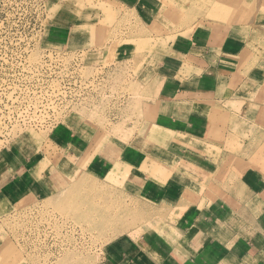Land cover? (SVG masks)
Listing matches in <instances>:
<instances>
[{"label":"crops","instance_id":"1","mask_svg":"<svg viewBox=\"0 0 264 264\" xmlns=\"http://www.w3.org/2000/svg\"><path fill=\"white\" fill-rule=\"evenodd\" d=\"M194 1L167 0L171 19L164 12L159 19L163 0H111V3L121 11L133 12L142 23L153 25L179 19L191 21L193 14L186 11L194 7ZM211 1L220 4L219 15L226 17L231 0ZM236 2V21L232 25L199 23L166 47L159 57L161 63L145 83L155 92V97L153 103H143L142 111L150 112L148 115L154 123L144 127L135 143L120 147L118 142H103L104 138L94 127L74 117L79 119L77 125L61 127L51 137L49 152L25 154L27 160L16 157L6 165L1 160L0 195L12 190L17 192L26 176H39L17 174L20 164L30 168L33 164L55 161L56 167L62 170L68 165L79 167L81 162L92 159L90 169L98 166L104 178L125 172L126 177L140 182L139 194L143 198L152 191L143 185H151V179L158 180L156 190L161 194L157 193V197L169 199L174 209V222L166 233L156 231L135 242L110 244L101 264H264V54L258 55L255 51L259 42L264 45V0ZM79 4L77 0H49L50 9L55 7L56 11L46 35L70 49L101 48L104 29H98L93 20L95 15L79 11ZM121 46L123 51L129 45ZM150 68L147 67V71ZM228 103L241 109L242 114L237 118L243 129L238 133L250 132L234 157L229 156L224 147L229 135L227 113H233ZM240 103L242 106L237 105ZM149 127H160L172 133V137L181 135L182 139L179 145L174 141L170 150L166 141L159 143L158 139L156 149L151 152L157 150L156 154L163 157L143 158L139 155L143 149L137 145L143 143L144 132ZM61 134L66 135L65 139ZM205 138L212 139L211 143L220 142L213 145L205 142L215 151V156L202 157L198 162L190 159L197 155L189 148L201 149L199 143ZM206 160L209 163L205 165L210 167L205 166L201 181L206 180L217 191L208 187L209 191L199 195L184 188L188 185L185 176L195 180L193 174L185 172H192ZM135 161L140 162V169L147 165L146 171L143 170L146 174L133 171L132 166L126 164ZM170 164H173V172L167 177L164 171ZM179 164L181 168L175 167ZM40 175L39 186L32 183V179H28L26 185L29 197L36 202L57 196L58 187L68 177L56 172ZM59 176L63 178L56 183ZM142 188H146L147 193Z\"/></svg>","mask_w":264,"mask_h":264},{"label":"rangeland","instance_id":"2","mask_svg":"<svg viewBox=\"0 0 264 264\" xmlns=\"http://www.w3.org/2000/svg\"><path fill=\"white\" fill-rule=\"evenodd\" d=\"M77 1L80 2L77 5L79 11L86 10L95 15L93 20L97 22L98 29H104L101 48L86 46L84 49L79 47L70 49V46L60 43V40L48 38L46 32L51 26V16L56 11L55 7L52 10L48 9L49 0H0V43L4 51L1 80L4 67H7L8 71H20L18 69V53L22 52V48L27 45L30 47L33 44V39L39 41L40 52L45 58L46 64L40 67L41 74L38 76L40 82L36 88L33 86L35 97L32 96L29 106L22 108L23 105L18 104L17 99L12 105L11 109L13 110L10 111V115L0 118V160L4 158L2 161L5 165L9 163L8 160L16 157L27 160L26 155L35 151L38 154L49 152L51 150L50 140L61 129L57 128L59 126L57 122L71 119L77 123L79 119L74 117L82 118L86 124L94 127L96 133L104 138L103 142H118L122 145L120 147L135 143L134 141L140 138V132L144 127L148 123H154V120L149 116L150 112L148 115L142 111L143 103H153L155 97V92L150 91L145 83L152 78L154 69L161 63L160 58L165 53L166 47H169L170 42L187 34L199 23L218 22L230 26L236 21V0H231L228 3V14L226 17L222 16L224 18L219 15L221 6L218 2L195 0L194 10L192 8L190 11L189 9L186 11L193 14L191 21L182 22L177 15L179 21H167L160 24L157 22L153 25L142 23L133 12L121 11L111 3V0ZM163 3L159 19L162 18V12L171 19L168 14L171 7L167 0H163ZM180 9L183 7L181 6ZM183 12L180 11V13ZM210 12H216L218 15L211 16ZM223 12L225 11L223 10ZM121 44L129 46L122 51ZM255 51L258 55H263L264 45L259 42ZM49 53L54 55L52 61L48 57ZM77 57L80 66L73 71L75 61L78 62ZM9 62L12 63L11 67H9ZM63 65H67L74 75L60 74V71H64ZM147 67H152L153 71L151 68L147 71ZM52 80H57V84ZM50 82L53 83L54 89L57 87L59 90L63 87L66 89V92L61 96L52 95L51 101L44 100L50 90ZM91 89H93L92 92H90ZM16 95L14 92L12 96ZM5 97V93L0 94V102L5 103L7 100ZM9 102L10 100L7 102L8 106H11ZM227 105L229 109L232 108L233 113H227L229 135L224 147L225 151L230 153L229 156L234 157L245 139L250 137V132L243 135L238 133L243 129L237 118L242 114L241 109L233 103ZM237 105L242 106L241 103ZM24 111L30 113L23 114ZM42 115L45 116L44 119H40ZM39 120H45V123L41 125L37 122ZM13 125H16L15 129ZM62 125L69 124L64 122ZM55 126L59 130L55 129L50 132L51 128L53 129ZM49 127L50 130H48ZM144 133H146V138L142 144L137 145L143 149L139 154L143 158L148 156L161 159L163 157L161 154H156L157 150L151 152L152 149H156L158 139L159 143H162L160 140L166 141L168 150L175 143L179 145V139H182L181 135L172 137V133H168L160 127L158 129L149 127ZM61 135L65 139L66 135ZM68 137L69 135H67L66 141ZM205 139L199 143L201 149L189 148L190 152L198 156L192 155L193 157L190 159H196L194 161L198 162L202 157L209 159L215 156V151L206 143L213 145L220 142L211 143L209 141L212 139ZM14 143L16 144L13 148H8ZM15 146L17 148H14ZM146 153L147 155H145ZM54 162L36 163L37 166L33 164L30 168L29 165L26 167L20 164L17 168L20 171H16L17 174L33 173L39 176L37 178L26 176L17 192L12 190L0 195V245L5 243L6 246L4 254L0 251V264H101L106 257L105 250L108 245L118 241L135 242L151 232L155 234L156 231L164 230L166 233L168 226L173 224V204L168 203L169 199L157 197L159 192H157L156 186L160 184L158 180L151 179V185H143L152 189L147 194L149 196L143 198L139 194L141 190L139 187L142 184L133 181L130 176L126 177L125 172L115 173L112 177L104 178L101 175L102 170L98 166L94 170L90 169L93 163L92 159L81 162L79 167L76 166L77 164L68 165L62 170L56 167ZM206 162L208 160L196 166L192 172H185L186 175L193 174L195 180L191 181L185 176L188 185L180 184L185 185L184 188L187 190L199 192V195L204 191H209L208 187L212 191H217L206 180L201 181L205 166L208 165H205ZM126 164L131 165L133 171L146 174L143 171H146V164L141 169L140 162ZM175 167L181 168L180 164ZM77 168L80 170L77 172L78 182L69 183L70 185L66 188L63 183L61 185L63 190L58 192L57 196L37 202L33 197H29L26 187L28 179L33 178L32 183L39 186L40 174L56 172L64 177L70 175L75 178L77 177L76 172L71 174V171L73 172ZM31 169L32 172H30ZM172 169L173 164L168 165L164 171L165 176H170V173L173 172ZM182 172L183 170L180 173L182 174ZM61 176L57 178L56 183H58V179L63 178ZM68 189L76 201L69 199L67 202L68 197L64 193ZM142 189L147 193L146 188ZM78 190L81 193L80 198L76 196ZM81 190H84V194ZM179 200L176 204L179 203Z\"/></svg>","mask_w":264,"mask_h":264},{"label":"bare ground","instance_id":"3","mask_svg":"<svg viewBox=\"0 0 264 264\" xmlns=\"http://www.w3.org/2000/svg\"><path fill=\"white\" fill-rule=\"evenodd\" d=\"M48 9H50V7L48 6ZM47 10V9H46ZM44 36V35H43ZM42 42V41H41ZM43 43V42H42ZM21 44V43H20ZM45 44V43H44ZM21 48L19 47V50H20ZM22 50L24 51H22V52H19L18 54V69L20 70V71H17V72H15L14 70V72L13 71H8L7 69V67L5 68H3V73H2V80H1V86H0V94H4L5 93V95H6V97H5V99H7L6 101H5V103H3L2 101L0 102V118H3V117H7V116H9L10 114L9 113H11L12 111L11 110H13V109H11L12 108V105L15 103V101L17 100V102H18V104H22L23 105V107L22 108H26V107H28L29 106V104H30V100H31V98H32V96L33 97H35L34 95H33V86H35V88H36V86H37V84L40 82V79L38 78V76H40V72H39V70H40V67H42V66H44V65H46L45 64V58L43 57V55L41 54V52H40V50H41V47H40V44H39V41H37L36 39H33V44H31V46L29 47V45H27V47H24V48H22ZM57 56V55H56ZM15 57V56H14ZM48 57H49V59L52 61L53 59H54V55L53 54H48ZM28 58V59H27ZM13 59V58H12ZM27 59V60H26ZM76 60L79 62V59H78V57L76 58ZM17 62V61H16ZM78 62H76L75 61V67H73V71H74V69H76L77 67H79L80 66V62L78 63ZM8 64H10L9 65V67H11L12 66V63L11 62H9ZM51 66V65H50ZM64 66V71L62 72V71H60V74H63L64 76H67L68 74H69V76L71 75V74H73V71H70L69 69H68V67H67V65H63ZM12 69V68H11ZM44 69V68H43ZM47 69H49L48 68V66H47ZM13 72V73H12ZM10 73H12V74H10ZM50 74H51V72H50ZM76 74V73H75ZM5 75V76H4ZM42 75H44V74H42ZM74 75V74H73ZM46 77V76H45ZM48 77V76H47ZM70 78V77H69ZM72 79H73V77H71ZM45 79V78H44ZM53 79V78H52ZM68 79V78H67ZM64 80V79H63ZM51 81V80H50ZM52 82H56L55 84H57V80L56 81H54V80H52ZM72 82V81H71ZM66 83V82H65ZM41 84V83H40ZM62 84V83H61ZM2 85H6L5 87H3ZM39 85V84H38ZM49 85H51L50 86V90L48 91V94L50 93V95H46L45 96V98H44V100L46 99V100H50L51 101V97H52V95L53 96H61V95H63L65 92H66V89L63 87L61 90H59V89H54V87H53V83H51L50 82V84ZM88 85V84H87ZM42 87V86H41ZM9 90H10V92H9ZM47 90V89H46ZM88 91H90V90H88ZM93 91V89H91V91L90 92H92ZM14 92H16V96H12V95H14ZM40 92V91H39ZM36 93V92H35ZM42 94V93H41ZM19 95V96H18ZM15 97V98H14ZM37 97H38V95H37ZM66 98V97H65ZM64 98V99H65ZM4 99V98H3ZM11 99H13L14 101H12ZM63 99V100H64ZM8 100H10V104H11V106H8ZM39 100V99H38ZM42 100V99H41ZM19 106V105H18ZM47 106H48V104H47ZM61 106V105H60ZM43 107H45V106H43ZM142 107V106H141ZM22 108H18V109H22ZM63 109V108H62ZM11 111V112H10ZM40 112V111H39ZM25 113H27V114H29L30 112H28V111H24V113L23 114H25ZM21 114V113H20ZM33 114H35V113H33ZM37 115H39V114H37ZM9 118V117H8ZM44 119L45 118V116H41V118L40 119ZM58 121V120H57ZM39 124H44L45 123V120H39V121H37ZM68 123L69 125H71V126H73V125H77V123H75L73 120H71V119H68V120H59L57 123L59 124V126H57V128L58 127H64V125H62V123ZM14 126V129L16 128V125H13ZM110 127V126H109ZM56 128V126L55 127H53V129L51 128V131L50 132H52V131H54L55 129H56V131L57 130H59V129H57ZM48 130H50V127H49V129ZM9 132V131H8ZM17 143V142H16ZM16 143H14V144H12V145H9L8 146V148H13V146L16 144ZM8 148H5V149H8ZM14 148H17V146H15ZM1 149V148H0ZM4 149V148H3ZM2 159H4V158H2ZM1 159V160H2ZM0 160V161H1ZM57 163V162H56ZM73 170V169H72ZM18 171V170H17ZM20 171V170H19ZM18 171V172H19ZM67 171V170H66ZM71 171V170H70ZM78 171H80L78 168L77 169H75L73 172L71 171V174H75V172H76V176L77 177H72V176H68L67 178H66V180L63 182V183H65V187L64 188H66V187H68L70 184L69 183H75V182H78V180H79V175L77 174V172ZM28 174V173H27ZM65 175V174H64ZM81 176V175H80ZM0 177H1V175H0ZM34 178V177H33ZM32 178V179H33ZM75 179V180H74ZM62 183V184H63ZM68 184V185H67ZM58 189H59V191H62L63 190V187L62 186H59L58 187ZM30 190V189H29ZM90 190V189H89ZM81 191H83V194H84V190H81ZM86 191V190H85ZM93 192V191H92ZM27 193H28V191H27ZM74 193H75V190H74ZM64 195L65 196H67L68 198H67V202L69 201V199H74L75 200V197L74 196H71L72 195V192H70V189H68L67 191H66V193H64ZM69 196H71V197H69ZM76 196L78 197V198H80L81 197V193L79 192V190H78V193L76 194ZM94 196V195H93ZM76 201V200H75ZM74 201V202H75ZM92 201V200H91ZM73 202V203H74ZM89 202V201H88ZM90 203V202H89ZM76 205V204H75ZM77 206H78V203H77ZM93 206V205H92ZM1 249L3 250L2 251V253L4 254V252H6V246H5V243L3 244V246L1 247ZM5 258V257H4Z\"/></svg>","mask_w":264,"mask_h":264},{"label":"built area","instance_id":"4","mask_svg":"<svg viewBox=\"0 0 264 264\" xmlns=\"http://www.w3.org/2000/svg\"><path fill=\"white\" fill-rule=\"evenodd\" d=\"M3 55H4V51H3L2 45L0 43V80H1V69L3 67Z\"/></svg>","mask_w":264,"mask_h":264}]
</instances>
